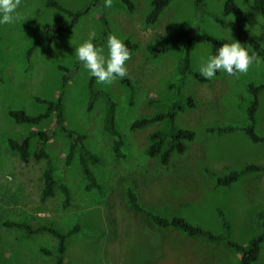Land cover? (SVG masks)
Instances as JSON below:
<instances>
[{"label":"rangeland","instance_id":"rangeland-1","mask_svg":"<svg viewBox=\"0 0 264 264\" xmlns=\"http://www.w3.org/2000/svg\"><path fill=\"white\" fill-rule=\"evenodd\" d=\"M50 0H21L19 19L0 25V222L24 221L31 226L50 223L60 231L74 224L79 229L65 241L63 264H239L240 253L224 241L189 237L171 228L156 226L144 213L132 208L128 191L152 212L185 220L214 234L228 224V237L246 245L260 230L257 214L264 215V170L241 175L229 186L215 185L210 171L223 175L246 163H264V143L253 142L242 130L216 133L215 125L243 126L251 96L248 84L264 81V60L256 54L247 74L229 76L217 73L209 81H198L184 74L181 91L194 100L193 107L184 106L174 117L177 128H187L194 137L186 142L183 153H174L163 164L146 150L149 134L162 129L166 121L140 129H131L135 119L165 111L173 98L170 87L178 77L181 44L157 52L168 44L181 28L213 36L224 43L237 41V22L231 13H224L225 0H170L154 23L145 17L152 0H132L129 11L121 0H112L106 8L104 0L91 6L66 31H60L51 43L45 39L44 26H67L72 16L48 5ZM71 12L81 10L89 0H52ZM249 12L255 24L244 29L264 44V17L258 0H234ZM105 22V24H104ZM107 36L130 40L137 47L126 62L127 76L135 85L132 104L127 90L118 79L111 85L95 88L106 93L115 104L116 128L124 144L123 157L111 150L112 136L103 129L104 96L96 98L91 109L88 103L89 74L75 56V49L94 33L96 46L105 48ZM211 54L208 41L193 42L190 64L194 71ZM67 83L61 80L65 71ZM63 92L64 124L84 133V145L96 153L100 161L93 165L100 189H86L76 157L65 163L67 139L56 132L46 151L54 165L55 175L70 190V206L61 207L58 189L46 202L39 200L45 160L23 162L7 145V139H20L30 130L53 126L54 118L37 125L17 123L9 112L23 110L36 115ZM255 131L264 137V87L257 91ZM35 139H31V151ZM55 238L47 232L26 234L0 223V264H54L52 255L39 252V247L53 249ZM264 264V243L258 259Z\"/></svg>","mask_w":264,"mask_h":264},{"label":"trees","instance_id":"trees-1","mask_svg":"<svg viewBox=\"0 0 264 264\" xmlns=\"http://www.w3.org/2000/svg\"><path fill=\"white\" fill-rule=\"evenodd\" d=\"M261 14L264 17V0H258ZM129 11L134 10V4L132 0H121ZM170 0H152L151 9L145 17L147 23H154L162 10L168 5ZM202 3V0H195V5L198 7ZM50 6L55 7L61 11L69 13L72 18L67 26H49L45 25V39L47 43H51L53 38L60 31L69 30L78 20V18L87 13L91 6L98 4V0H89L87 4L76 12H71L64 8L62 5L50 0L47 3ZM224 13H231L235 16L237 22V40L241 43V46L247 48L250 46L255 52H257L262 60H264V44L260 43L254 36L250 35L245 29L244 25L255 24V19L252 14L242 10L238 7L234 0H225L223 5ZM105 24V22H104ZM105 41H107L106 29L102 31ZM208 41L211 45V54L214 55L217 52L218 47L222 46L219 39L204 35L196 32L192 28H181L171 38L170 43L158 46L157 52L170 50L178 44L182 46V54L178 61V77L170 84L173 88V98L170 101L165 111L156 113L151 116H143L135 119L130 124L131 129H140L145 126L160 123L166 121V125L162 129L155 130L149 134V145L147 147V154L151 157H158L163 164H167L172 154H181L186 149V142L190 141L194 137V132L187 128H177L174 124V117L178 111H182L184 106L193 107L194 100L190 95H186L181 91V84L184 78V74L192 75L198 81H207L198 72L194 71L190 64V47L193 42ZM130 52H132L137 44L126 39L123 41ZM96 44V41L93 42ZM65 71L62 77L61 85L64 86L68 79L69 74L65 67L60 66ZM118 81L123 84L127 90V100L130 104L134 101L135 85L132 80L126 76L123 79L117 78ZM95 78L89 77L88 79V103L87 109H91L96 98L100 95L104 96V113H103V129L112 136L111 150L115 157H123L122 146L124 144L123 137L119 130L116 128L115 120V102L104 93L102 90L95 88ZM264 87V81L257 84L249 83L248 90L251 96L250 103L246 109L247 123L243 126L235 125H215L209 127L210 131L220 133H226L234 130H242L247 137L253 142H263L264 137L260 136L255 131V112L258 107L257 91ZM53 115L54 123L50 128L30 130L24 134L20 139H7L8 148L14 152L21 161L28 162L30 159L45 160L44 169L42 171V186L40 190L39 200L44 203L55 194V190L58 189L61 193V207L66 209L70 206V190L68 186L62 182L54 171V165L49 159V155L46 151L48 141L52 139L56 132L62 133L67 139V150L65 154V163L69 164L70 161L76 157L79 165V170L84 177L86 189H100V185L97 182L94 173L92 172V166L99 163V156L90 151L84 145V139L86 135L84 133L67 128L64 124V105H63V92L60 91L55 100L46 101L45 109L36 114L29 115L23 110H13L9 112V115L17 123H28L37 125L41 120ZM35 139V146L31 151V139ZM264 170L263 164L246 163L236 168L229 170L223 175L216 174L212 171L209 173L213 177L214 184L229 186L236 181L241 175L248 172H257ZM128 202L130 206L138 211L144 213L156 226L160 228H171L189 237H204L208 240L224 241L228 246L234 248L240 253L239 264H252L254 263L260 254L261 246L264 243V215L262 212L257 214V225L259 226V232L252 237L246 245H240L228 237V224L223 221V231L220 234H214L208 230L202 229L197 225H193L185 220L182 216L173 215L171 217L160 216L145 206H142L136 200L134 191L129 189ZM4 227H15L23 230L26 234H36L39 232H47L55 238V246L53 249L39 247L38 250L44 255H52L54 257V264H63L65 257V241L66 238L76 232L79 229L78 224H74L66 231L57 230L52 224H39L31 226L24 221L15 220H3L0 222Z\"/></svg>","mask_w":264,"mask_h":264},{"label":"clouds","instance_id":"clouds-1","mask_svg":"<svg viewBox=\"0 0 264 264\" xmlns=\"http://www.w3.org/2000/svg\"><path fill=\"white\" fill-rule=\"evenodd\" d=\"M21 0H0V25L13 24L19 16L17 10ZM104 6L110 8L112 0H104ZM95 34L81 43L75 49V56L82 66L87 70L90 77H94L98 84L111 85L117 78L123 79L127 76L126 62L130 60L131 53L123 40L116 35H110L106 41L105 48L98 47L93 43ZM255 53L250 55L249 50L242 47L241 43L233 40L218 47L214 55H209L203 60L199 67V74L211 81L217 73H225L229 76L247 74L254 62L258 63Z\"/></svg>","mask_w":264,"mask_h":264}]
</instances>
